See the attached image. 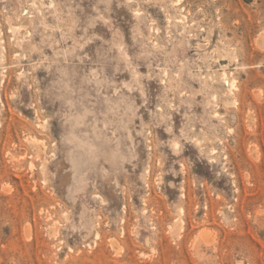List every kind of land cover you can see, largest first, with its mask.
<instances>
[{
	"label": "rangeland",
	"instance_id": "374dc122",
	"mask_svg": "<svg viewBox=\"0 0 264 264\" xmlns=\"http://www.w3.org/2000/svg\"><path fill=\"white\" fill-rule=\"evenodd\" d=\"M0 264H264V0H0Z\"/></svg>",
	"mask_w": 264,
	"mask_h": 264
},
{
	"label": "bare ground",
	"instance_id": "6f19581e",
	"mask_svg": "<svg viewBox=\"0 0 264 264\" xmlns=\"http://www.w3.org/2000/svg\"><path fill=\"white\" fill-rule=\"evenodd\" d=\"M222 79H223L224 82H226V75L225 74L223 75V78ZM229 88L231 90L235 88V80L234 79H231ZM37 147L39 149V145H37Z\"/></svg>",
	"mask_w": 264,
	"mask_h": 264
}]
</instances>
